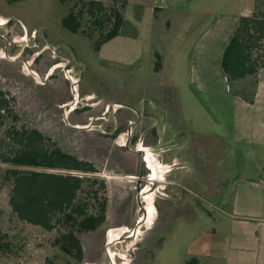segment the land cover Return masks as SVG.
<instances>
[{
	"label": "rangeland",
	"instance_id": "1",
	"mask_svg": "<svg viewBox=\"0 0 264 264\" xmlns=\"http://www.w3.org/2000/svg\"><path fill=\"white\" fill-rule=\"evenodd\" d=\"M86 1L0 0V89L14 98L17 126L38 130L97 170L91 176L106 184L100 193L107 220L78 235L81 262L65 255L53 245L56 231L19 221L12 212L10 183L2 178L10 166L0 163V239L8 247L0 251V264H184L204 257L226 237L222 210L230 207L236 178L249 168L246 148L233 144L229 130L194 97L185 51L170 49L171 40L186 39L173 33L174 22L164 36L168 45L156 52L165 60L163 72L150 73L145 58L143 67L124 69L98 59L94 50L110 25L101 29L84 14L78 33L62 27L69 9L77 12ZM99 1L105 13L122 2ZM263 8L259 0L256 9ZM106 103L155 114L175 133L173 142L151 147L149 132L128 136L119 106ZM11 124L0 123V137Z\"/></svg>",
	"mask_w": 264,
	"mask_h": 264
},
{
	"label": "crops",
	"instance_id": "2",
	"mask_svg": "<svg viewBox=\"0 0 264 264\" xmlns=\"http://www.w3.org/2000/svg\"><path fill=\"white\" fill-rule=\"evenodd\" d=\"M258 1L126 0L119 34L103 43L97 53L98 59L124 69L143 67L145 58L149 72L159 75L165 60H159L156 52L159 46L168 45L164 36L174 22L177 30L173 33L186 39L171 40L170 49L181 46L185 51L187 80L194 97L229 130L233 144L246 148L249 168L236 178L230 207L222 210L227 218L223 224L226 237L206 256H194L200 264H264V68L230 84L221 67L222 53L239 18L250 16ZM116 40L119 44L110 46ZM246 93H252L250 100L244 97ZM116 105L128 136L132 130L149 132L152 142L147 146L151 147L173 142L175 133H168L155 114L140 106ZM137 139L144 142V138Z\"/></svg>",
	"mask_w": 264,
	"mask_h": 264
},
{
	"label": "trees",
	"instance_id": "3",
	"mask_svg": "<svg viewBox=\"0 0 264 264\" xmlns=\"http://www.w3.org/2000/svg\"><path fill=\"white\" fill-rule=\"evenodd\" d=\"M125 3L122 0L119 9L105 13L99 0L81 2L79 11L71 8L62 18V27L78 33L84 14L94 18L101 29L104 24L110 25L94 43V50L98 51L103 43L119 34ZM103 15L106 19L102 21ZM221 67L230 84L255 76L264 68V8L239 18L222 53ZM8 95L0 89V123L8 119L13 122L0 137V163L10 166L2 174L3 180L10 183V208L19 221L44 231H56L53 245L81 262L84 249L78 235L93 232L106 221L107 200L100 193L106 184L92 178L91 174L98 172L91 163L63 151L38 130L17 126L18 115L12 109L14 98ZM251 96L252 93L244 94L248 100ZM95 184L98 188H94ZM7 249L0 239V251ZM184 264L200 262L191 257Z\"/></svg>",
	"mask_w": 264,
	"mask_h": 264
},
{
	"label": "water",
	"instance_id": "4",
	"mask_svg": "<svg viewBox=\"0 0 264 264\" xmlns=\"http://www.w3.org/2000/svg\"><path fill=\"white\" fill-rule=\"evenodd\" d=\"M141 184L138 182L137 185H136V195H137V198L140 199V192H141Z\"/></svg>",
	"mask_w": 264,
	"mask_h": 264
},
{
	"label": "flooded vegetation",
	"instance_id": "5",
	"mask_svg": "<svg viewBox=\"0 0 264 264\" xmlns=\"http://www.w3.org/2000/svg\"><path fill=\"white\" fill-rule=\"evenodd\" d=\"M140 150V149H139ZM151 166V165H150ZM152 167V166H151ZM140 178V177H139ZM152 178H155V177H152ZM139 183H140V181H138ZM137 182V183H138ZM137 185V184H136ZM143 189V188H142ZM142 191V190H141ZM141 193V192H140ZM140 199H141V201H142V198H141V196H140ZM144 212H145V210H144Z\"/></svg>",
	"mask_w": 264,
	"mask_h": 264
}]
</instances>
